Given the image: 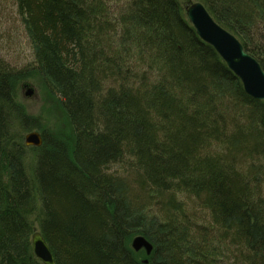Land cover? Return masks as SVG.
Listing matches in <instances>:
<instances>
[{"label": "trees", "instance_id": "trees-1", "mask_svg": "<svg viewBox=\"0 0 264 264\" xmlns=\"http://www.w3.org/2000/svg\"><path fill=\"white\" fill-rule=\"evenodd\" d=\"M195 1L264 71V0ZM15 4L35 62L0 59V264H43L34 230L56 264H264V101L183 2ZM33 77L59 96L64 135L18 100ZM122 161L132 181L109 171Z\"/></svg>", "mask_w": 264, "mask_h": 264}, {"label": "water", "instance_id": "water-1", "mask_svg": "<svg viewBox=\"0 0 264 264\" xmlns=\"http://www.w3.org/2000/svg\"><path fill=\"white\" fill-rule=\"evenodd\" d=\"M185 14L201 40L211 45L226 66L240 80L247 95L264 101V71L259 63L249 55L238 39L220 26L199 1H188L184 7ZM31 90L26 91L30 95ZM26 146H40L42 138L37 130L25 134ZM34 255L43 264H55L53 255L39 231L32 234ZM131 246L138 251L144 249L147 254L152 251V244L143 235L133 237Z\"/></svg>", "mask_w": 264, "mask_h": 264}, {"label": "rangeland", "instance_id": "rangeland-1", "mask_svg": "<svg viewBox=\"0 0 264 264\" xmlns=\"http://www.w3.org/2000/svg\"><path fill=\"white\" fill-rule=\"evenodd\" d=\"M0 59L14 69L30 67L35 62L32 44L17 14L15 0H0ZM28 89L31 90L30 95H26ZM18 100L46 128L63 135L69 131V123L65 120L59 96L52 93L49 86H44L40 77H33L20 84ZM109 171L128 178L130 175L128 165L123 161L111 165Z\"/></svg>", "mask_w": 264, "mask_h": 264}, {"label": "bare ground", "instance_id": "bare-ground-1", "mask_svg": "<svg viewBox=\"0 0 264 264\" xmlns=\"http://www.w3.org/2000/svg\"><path fill=\"white\" fill-rule=\"evenodd\" d=\"M188 1H195V0H188ZM187 0L186 1H184L183 2V8L185 7V5L187 4V2H188ZM205 7V6H204ZM184 12H185V10H184ZM185 17H186V19H187V21H188V23L192 26V24L190 23V21L188 20V18H187V16H186V14H185ZM213 18V17H212ZM215 20V19H214ZM193 27V26H192ZM193 29H194V27H193ZM226 30V29H225ZM194 31L196 32V30L194 29ZM229 32V31H228ZM197 34V33H196ZM198 36V35H197ZM199 37V36H198ZM236 37V36H235ZM237 38V37H236ZM239 41V40H238ZM240 42V41H239ZM243 46V45H242ZM215 50V49H214ZM250 55V54H249ZM251 57H253L252 55H250ZM254 58V57H253ZM255 59V58H254ZM256 60V59H255ZM257 61V60H256ZM258 62V61H257ZM261 67V66H260ZM262 69V68H261ZM34 231H39V230H34ZM33 231V232H34ZM40 232V231H39ZM33 234V233H32ZM137 236V235H136ZM135 237V236H134ZM145 237V236H144ZM146 238V237H145ZM133 239V238H132ZM31 240H32V236H31ZM148 240V239H147ZM132 241V240H131ZM149 241V240H148ZM32 242V241H31ZM150 242V241H149ZM152 244V243H151ZM153 246V245H152ZM132 247V246H131ZM133 249V248H132ZM153 249V248H152ZM134 250V249H133ZM141 250V249H140ZM134 251H136V250H134ZM139 251V250H138ZM144 252H145V250H144ZM151 253V252H150ZM149 253V254H150ZM145 254L146 255H149V254H147L146 252H145ZM38 259V258H37ZM56 264V263H55Z\"/></svg>", "mask_w": 264, "mask_h": 264}]
</instances>
